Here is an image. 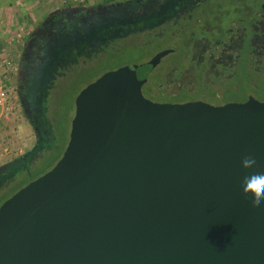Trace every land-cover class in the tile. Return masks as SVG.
<instances>
[{"label":"water","instance_id":"obj_1","mask_svg":"<svg viewBox=\"0 0 264 264\" xmlns=\"http://www.w3.org/2000/svg\"><path fill=\"white\" fill-rule=\"evenodd\" d=\"M165 54L79 94L61 159L0 207V264H264L241 164L264 166V104L156 102Z\"/></svg>","mask_w":264,"mask_h":264},{"label":"flooded vegetation","instance_id":"obj_2","mask_svg":"<svg viewBox=\"0 0 264 264\" xmlns=\"http://www.w3.org/2000/svg\"><path fill=\"white\" fill-rule=\"evenodd\" d=\"M217 1L101 0L90 5L74 0L47 13L24 34L10 78L15 112L34 139L32 148L20 158L38 150V155L47 153L42 146L50 142L48 128L51 145L57 140L59 146L56 114L66 80L108 58L120 43L133 40L148 48L161 41L169 44L151 59L123 67L141 66L166 53L156 68L162 67L158 80L152 84L149 78L145 87L154 100L168 98L162 104L200 103L215 108L249 101L264 104L258 100L264 92V0H249L243 6L244 18L208 25L198 14L206 13ZM104 25H111L112 30L103 34ZM15 163L0 169V177Z\"/></svg>","mask_w":264,"mask_h":264},{"label":"rangeland","instance_id":"obj_3","mask_svg":"<svg viewBox=\"0 0 264 264\" xmlns=\"http://www.w3.org/2000/svg\"><path fill=\"white\" fill-rule=\"evenodd\" d=\"M72 1L74 0H0V22H3V24H0V57L6 56L11 59L13 58V60L18 59L20 48L23 45L24 34L47 13L54 12ZM77 1H85L92 5L98 4L101 0ZM248 4L249 0H218L215 5H209L206 13L198 14V17L208 25H215L217 23L223 25L225 21L235 17L240 16L244 18L243 6ZM209 10L211 12H208ZM20 29L23 30L22 39L16 45L14 43L15 35ZM5 31L6 33L3 35ZM219 33L217 32L215 35L221 36ZM180 39L182 40L181 43L184 44L185 38L181 36ZM168 45L164 41L158 42L149 48L141 45L139 42H135V40L129 43H120L116 48V52L110 54L108 58L87 70H82L79 75L68 78L62 87L61 108L56 114L57 137L60 146L58 152L61 153L66 144L68 145V137L70 136L71 124L74 119V103L78 94L85 87L92 85L107 73L115 72L125 66L139 65L151 59ZM182 49H184V46H182ZM159 69L151 75L150 83L153 84V82L158 80L160 75V72L158 73ZM145 97L148 98L147 96ZM13 99L16 110L14 95ZM166 100L168 98L162 96L156 102L161 104ZM229 100L234 101L232 99ZM258 100L264 101V92ZM15 110L7 118L0 117V169L19 160L20 157L32 148L34 143L31 130ZM56 143L57 140H54L53 144ZM55 157L54 152L51 156L38 160L34 164L35 167L33 166L34 168L31 170V177L36 178L40 173L50 168L52 170L53 166L57 164L52 166L56 159ZM28 184L27 180L20 173H16L11 180L4 184L2 183L0 187V207Z\"/></svg>","mask_w":264,"mask_h":264},{"label":"trees","instance_id":"obj_4","mask_svg":"<svg viewBox=\"0 0 264 264\" xmlns=\"http://www.w3.org/2000/svg\"><path fill=\"white\" fill-rule=\"evenodd\" d=\"M115 1H125V0H104V2H106V3H112ZM100 30L103 31L102 33L104 34V33L110 32L112 30V27H111V25L110 26L104 25ZM48 136L50 138V142H46L42 146V149H45V151L47 153H44V155H38V154H40L39 150H38L35 153L28 154L27 158L24 160H22L23 158H20L19 160L16 161L14 166L11 167V169L5 175H2L0 177V182H2L4 184L5 180L9 181L13 178V176L16 173H20V175L22 174L24 176V179H26L28 183H31V182L39 179L40 177H42L46 173H48L51 170V168L45 172L40 173V175H38L36 178L31 177V175H32L31 170H32V168L35 167L34 164L37 163L38 160L44 159L47 156H51V152H55V156H56L55 158L56 159H55L54 163L52 164V166H53L61 159L62 154L65 151V149H64L65 147H64L62 152L59 153L58 150L60 149V146H57L56 144L51 145V129L50 128H48Z\"/></svg>","mask_w":264,"mask_h":264},{"label":"built area","instance_id":"obj_5","mask_svg":"<svg viewBox=\"0 0 264 264\" xmlns=\"http://www.w3.org/2000/svg\"><path fill=\"white\" fill-rule=\"evenodd\" d=\"M23 30L20 29L15 35L14 43L17 45L22 39ZM15 60L9 57H0V117L7 118L15 110L13 89L10 78L14 72Z\"/></svg>","mask_w":264,"mask_h":264},{"label":"clouds","instance_id":"obj_6","mask_svg":"<svg viewBox=\"0 0 264 264\" xmlns=\"http://www.w3.org/2000/svg\"><path fill=\"white\" fill-rule=\"evenodd\" d=\"M243 191L250 193L257 203H264V166L257 165L255 153H246L242 159Z\"/></svg>","mask_w":264,"mask_h":264},{"label":"crops","instance_id":"obj_7","mask_svg":"<svg viewBox=\"0 0 264 264\" xmlns=\"http://www.w3.org/2000/svg\"><path fill=\"white\" fill-rule=\"evenodd\" d=\"M0 24H3V22H0ZM6 33V31L5 32H3V35Z\"/></svg>","mask_w":264,"mask_h":264}]
</instances>
